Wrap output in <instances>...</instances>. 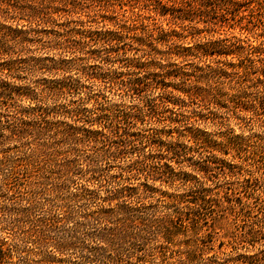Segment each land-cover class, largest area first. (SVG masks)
I'll return each mask as SVG.
<instances>
[{
    "label": "clouds",
    "instance_id": "clouds-1",
    "mask_svg": "<svg viewBox=\"0 0 264 264\" xmlns=\"http://www.w3.org/2000/svg\"><path fill=\"white\" fill-rule=\"evenodd\" d=\"M0 82V264H264V0H0Z\"/></svg>",
    "mask_w": 264,
    "mask_h": 264
},
{
    "label": "trees",
    "instance_id": "trees-1",
    "mask_svg": "<svg viewBox=\"0 0 264 264\" xmlns=\"http://www.w3.org/2000/svg\"><path fill=\"white\" fill-rule=\"evenodd\" d=\"M18 31V30H17ZM10 88V85H8V83L7 82H0V89H5V90H7V89H9ZM15 92H17V93H20L22 90L20 89V88H15V89H13ZM0 94H5V93H3V92H0Z\"/></svg>",
    "mask_w": 264,
    "mask_h": 264
}]
</instances>
